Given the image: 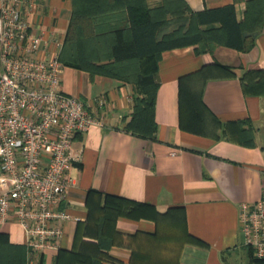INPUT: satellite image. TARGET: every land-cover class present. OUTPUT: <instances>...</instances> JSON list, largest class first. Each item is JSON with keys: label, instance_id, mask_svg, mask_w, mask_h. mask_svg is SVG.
Masks as SVG:
<instances>
[{"label": "crops", "instance_id": "crops-1", "mask_svg": "<svg viewBox=\"0 0 264 264\" xmlns=\"http://www.w3.org/2000/svg\"><path fill=\"white\" fill-rule=\"evenodd\" d=\"M134 1L142 11H165L160 35L179 28L184 31L189 11L233 3L243 34L254 37V45L240 51L201 43L161 52L156 63L159 85L152 137L126 130L135 97L130 83L63 66V91L83 100L106 121L103 127L92 126L77 135L73 142L81 156L69 168L72 186L66 207L84 218L90 190L101 193L100 205L105 194L125 197L157 213L156 217L119 215L114 223L117 232L150 234L162 229L171 233L169 222L178 219L206 247L186 243L177 262L170 264H228L226 254L245 246L238 226V204L253 203L264 192V142L258 137L260 128L264 129V0ZM73 6V0H40L41 10L30 19L53 29L63 43ZM124 13L125 9L115 11L120 27L126 25ZM182 120L192 127H182ZM240 121L251 127L254 145L243 143L242 131L248 126L239 130ZM77 227L72 220L64 223L61 249L72 248ZM79 236L91 241L97 233L89 228ZM24 240L16 221L0 223V264L19 255L18 250L13 255L10 251L16 246L23 251ZM105 252L102 264H132V251L124 244H114ZM54 255L40 259L52 264ZM169 259L162 254L163 263L155 264H169Z\"/></svg>", "mask_w": 264, "mask_h": 264}, {"label": "built area", "instance_id": "built-area-1", "mask_svg": "<svg viewBox=\"0 0 264 264\" xmlns=\"http://www.w3.org/2000/svg\"><path fill=\"white\" fill-rule=\"evenodd\" d=\"M38 10L40 0H0V223L22 228L27 264L60 249L65 222L83 220L66 207L69 168L81 156L73 142L106 124L63 91L62 43L31 21ZM238 226L244 245L264 260V192L238 204Z\"/></svg>", "mask_w": 264, "mask_h": 264}, {"label": "trees", "instance_id": "trees-1", "mask_svg": "<svg viewBox=\"0 0 264 264\" xmlns=\"http://www.w3.org/2000/svg\"><path fill=\"white\" fill-rule=\"evenodd\" d=\"M73 4L59 60L63 66L87 71L91 76L97 74L130 83L135 97L132 116L125 127L127 131L144 137H152L156 128L154 104L159 85L156 63L161 52L201 43L224 45L240 51H248L254 45V37L243 34L244 26L236 18L233 3L189 11L188 26L184 31L179 28L163 35L160 33L166 21L165 11H142L134 0H73ZM118 9H125L124 27L119 26L121 20L115 14ZM174 15L180 17L181 14ZM212 23L219 25L203 27ZM180 125L192 127L183 120ZM243 125L248 126L242 131L245 135L243 143L254 145L251 127L240 121L238 129H242ZM88 194L90 206L83 220L77 222L72 248L69 251L58 249L52 264H102L105 251L114 244H124L131 249L132 264L163 263L160 260L162 254L171 258L167 261L169 264L176 263L184 244L206 247L202 240L188 233L178 219L169 222L174 229L171 233L162 229L150 234L117 232L114 228L117 216L156 217L157 212L150 211L144 204L113 194H105L100 205L99 191L90 190ZM89 228L95 229L96 240L79 236L80 233H87ZM23 246V251L17 246L10 251L12 255L17 250L20 253L10 257L6 264H27V248ZM248 249L251 251V263L264 261L255 258L252 250ZM42 262L41 258L39 264Z\"/></svg>", "mask_w": 264, "mask_h": 264}, {"label": "rangeland", "instance_id": "rangeland-1", "mask_svg": "<svg viewBox=\"0 0 264 264\" xmlns=\"http://www.w3.org/2000/svg\"><path fill=\"white\" fill-rule=\"evenodd\" d=\"M258 137L260 141L264 142V129L260 128ZM171 230L174 229L170 228L168 231L173 232ZM250 255L251 251L244 246V248H237L235 251L226 254V259L228 260V264H254V262L251 263Z\"/></svg>", "mask_w": 264, "mask_h": 264}]
</instances>
